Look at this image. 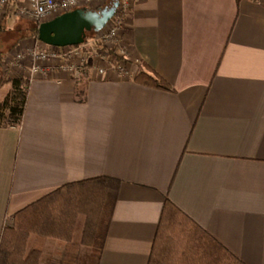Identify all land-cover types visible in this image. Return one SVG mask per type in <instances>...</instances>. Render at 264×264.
Returning a JSON list of instances; mask_svg holds the SVG:
<instances>
[{"label":"crops","instance_id":"1","mask_svg":"<svg viewBox=\"0 0 264 264\" xmlns=\"http://www.w3.org/2000/svg\"><path fill=\"white\" fill-rule=\"evenodd\" d=\"M124 21L129 76L36 77L22 123L0 127V240L21 208L107 176L120 186L99 264H148L166 199L264 264V0H132ZM23 27L12 2L0 48Z\"/></svg>","mask_w":264,"mask_h":264},{"label":"trees","instance_id":"2","mask_svg":"<svg viewBox=\"0 0 264 264\" xmlns=\"http://www.w3.org/2000/svg\"><path fill=\"white\" fill-rule=\"evenodd\" d=\"M32 33L38 36V27ZM90 33L95 32H88L86 39ZM3 55L0 49V64ZM85 77L77 82L83 83ZM136 79L173 90L164 79L147 72ZM7 82L12 87L0 102V127L19 126L29 80L19 75ZM119 186L117 179L107 176L73 182L16 211L2 231L0 264H99ZM49 242L54 243L52 249ZM148 264L246 263L166 199Z\"/></svg>","mask_w":264,"mask_h":264},{"label":"built area","instance_id":"3","mask_svg":"<svg viewBox=\"0 0 264 264\" xmlns=\"http://www.w3.org/2000/svg\"><path fill=\"white\" fill-rule=\"evenodd\" d=\"M12 2L18 16L33 17L42 23L77 8L98 9L106 0H0V22ZM131 6L132 0H119L115 16L96 33L94 41L86 39L79 45L54 46L37 40L34 46L18 52L9 64L17 67L18 63L28 61L24 71L29 80L57 73L68 74L75 81L83 75L102 78L110 70L129 76L128 50L121 30Z\"/></svg>","mask_w":264,"mask_h":264},{"label":"water","instance_id":"4","mask_svg":"<svg viewBox=\"0 0 264 264\" xmlns=\"http://www.w3.org/2000/svg\"><path fill=\"white\" fill-rule=\"evenodd\" d=\"M119 0L98 9L77 8L42 22L38 39L54 46L79 45L88 32H99L115 16Z\"/></svg>","mask_w":264,"mask_h":264},{"label":"rangeland","instance_id":"5","mask_svg":"<svg viewBox=\"0 0 264 264\" xmlns=\"http://www.w3.org/2000/svg\"><path fill=\"white\" fill-rule=\"evenodd\" d=\"M112 1L113 0H106L103 6L111 4ZM19 19L24 21L27 27L26 28L23 27L20 30V34H17L16 37L12 36L11 34H8L7 35L8 40H6V43L8 44L13 43V44L11 46L5 45V48H2V50L4 51V55H3L2 62L0 64V102L8 95V93L11 90L12 85L10 82H7V81H10L11 79L16 78L19 75L23 76L25 79H28V80L30 79L29 76H27V72L24 71L26 69V66L28 65V61L21 62L22 65L18 63L19 66L17 67L10 66L9 61L14 59L15 55L18 52H20L24 48L34 46L35 42L37 40L39 41L38 36H35L32 33V29L34 27H39L41 23H39L33 17H20L19 16ZM3 20L4 18L2 19L0 24H2ZM121 32L124 33V29H122ZM96 33L97 32L88 34L89 42L94 41V37H96ZM4 80H6V82L1 83Z\"/></svg>","mask_w":264,"mask_h":264}]
</instances>
